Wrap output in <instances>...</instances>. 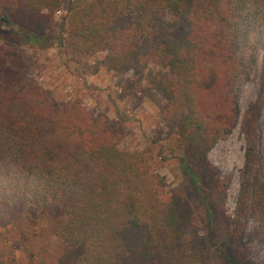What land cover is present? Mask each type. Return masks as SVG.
Listing matches in <instances>:
<instances>
[{
	"label": "trees",
	"instance_id": "obj_1",
	"mask_svg": "<svg viewBox=\"0 0 264 264\" xmlns=\"http://www.w3.org/2000/svg\"><path fill=\"white\" fill-rule=\"evenodd\" d=\"M65 8L60 41L67 54L104 51L112 72L142 78L152 64L167 72L156 82L167 128L162 152L177 156L202 198L206 225L228 182L208 161L210 150L238 124L239 87L262 50L255 99L241 119L244 163L232 225L254 213L264 228V187L258 180L259 119L264 106V0H0V206L45 212L59 198L50 232L81 264H196L197 248L182 238L175 202L154 191L147 152L123 151L118 126L80 101L54 104L49 90L29 77L31 60L18 45L55 46L46 32L19 23H54ZM1 29V28H0ZM264 150V149H263ZM212 181L211 195L198 172ZM218 244V243H217ZM219 245V244H218Z\"/></svg>",
	"mask_w": 264,
	"mask_h": 264
},
{
	"label": "rangeland",
	"instance_id": "obj_2",
	"mask_svg": "<svg viewBox=\"0 0 264 264\" xmlns=\"http://www.w3.org/2000/svg\"><path fill=\"white\" fill-rule=\"evenodd\" d=\"M65 8L54 14L50 26L31 21L29 13H21L19 23L46 32L56 42L55 46L39 49L34 45H18V50L31 60L29 77L43 89L49 90L54 104L80 101L98 117L116 123L122 138L123 151L147 152L150 182L163 201H174L184 219L181 228L185 243L197 248L196 264H264V228L259 215H249L239 231L234 230L236 199L240 187V172L244 163L245 138L241 119L249 103L256 96L262 69V50L255 53L248 79L239 87L238 124L208 153V161L228 182V188L216 214L215 232L206 225L202 198L194 184L186 177L177 156L162 152L166 145L167 128L160 110L164 95L156 82L167 70L152 64L142 78L130 70L112 72L103 64L104 51L89 56H71L60 45L67 33L61 27ZM0 31L9 32L1 25ZM261 152L258 166L263 171L258 180V170L252 169V185L264 187V106L259 119ZM202 187L211 195L212 181L206 171L198 172ZM59 198L51 200L45 211H27L22 208L0 206V264H81L77 252L65 253L59 240L50 232L49 223L59 215ZM219 245H218V244ZM144 264V263H138ZM156 264V263H150Z\"/></svg>",
	"mask_w": 264,
	"mask_h": 264
}]
</instances>
